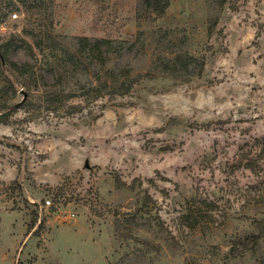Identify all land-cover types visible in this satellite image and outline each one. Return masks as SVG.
<instances>
[{"label": "rangeland", "instance_id": "obj_1", "mask_svg": "<svg viewBox=\"0 0 264 264\" xmlns=\"http://www.w3.org/2000/svg\"><path fill=\"white\" fill-rule=\"evenodd\" d=\"M78 36L123 41L118 68L58 64ZM1 41L38 87L0 122V264H264V241L231 253L264 212V0H170L157 19L140 0H0ZM184 49L189 70H166Z\"/></svg>", "mask_w": 264, "mask_h": 264}, {"label": "trees", "instance_id": "obj_2", "mask_svg": "<svg viewBox=\"0 0 264 264\" xmlns=\"http://www.w3.org/2000/svg\"><path fill=\"white\" fill-rule=\"evenodd\" d=\"M26 1L27 0H25V2ZM219 2L220 5H223L225 0H219ZM169 4L170 0H140L141 8L145 9L149 15H152L153 19L162 17ZM32 39L34 45L37 46V49L39 48V52L44 53V48L39 47L41 45L38 43L36 36H32ZM77 39L78 43H75L73 46H67L65 48L63 47L57 49V63L66 65L67 61L63 58V56H65V53L71 55V52L74 51L76 52V55H74L75 58H77V55H80L82 53V56H84V58L89 60L91 63H93L94 61H98L95 63V69L97 70H94V72L96 73H98L99 68L104 69V65L108 64L104 56L108 53L109 50L111 51V47L113 46V44L115 42L123 43V41H117L116 39L101 37L90 38L88 36H78ZM21 41L23 42V44H27L29 46V49L35 54L34 48L32 47L31 43L26 41L24 38H22ZM12 47L13 44L11 42H0V93L8 94V96L0 102V122H6L8 116L14 112L17 106H19L20 102L14 101L13 99L17 95L19 90L22 92H30V90H34L36 86L38 87V84L36 83L38 80V76H35V64L29 62L21 63L14 60L11 57L13 51ZM132 47V44H128V46L120 44L119 49L130 52ZM162 60L166 70H170L171 72H176L178 70L184 71V69L187 71L190 68L189 66H191V64H193L194 62L193 53L186 49H184L181 54H176L173 52L164 53L162 55ZM76 63L77 62H75V64ZM110 64L111 63L106 65V68L109 67L112 69H117L119 66V64L114 61L112 67H110ZM18 75H21V77L17 78ZM42 78H47V76L45 77L44 75ZM107 79L108 78H105V80L101 81V83L104 85L105 83H107ZM9 94L12 95L9 96ZM56 190V198L59 196H64V190L62 186H59ZM130 216H132V213H130L128 217H123V219L118 217L115 220L116 229L118 230L119 235H121L124 220H127L128 224H130ZM37 221L38 214L36 211H34L33 221L29 225V230H32L34 228ZM255 222L258 227L257 231L246 234L244 236H240L238 239H236L231 248L232 254L242 255L247 251H251L253 254H256L258 252V248L261 242L264 241V212L262 217L256 219ZM42 224L44 223H42L41 220L39 226H42Z\"/></svg>", "mask_w": 264, "mask_h": 264}, {"label": "built area", "instance_id": "obj_3", "mask_svg": "<svg viewBox=\"0 0 264 264\" xmlns=\"http://www.w3.org/2000/svg\"><path fill=\"white\" fill-rule=\"evenodd\" d=\"M18 16L17 12L12 13V17L16 18ZM47 203L50 204V200H47Z\"/></svg>", "mask_w": 264, "mask_h": 264}, {"label": "water", "instance_id": "obj_4", "mask_svg": "<svg viewBox=\"0 0 264 264\" xmlns=\"http://www.w3.org/2000/svg\"><path fill=\"white\" fill-rule=\"evenodd\" d=\"M86 166H89L88 162L86 161Z\"/></svg>", "mask_w": 264, "mask_h": 264}]
</instances>
